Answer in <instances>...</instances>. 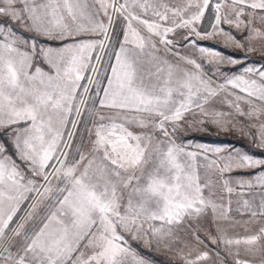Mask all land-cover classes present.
Masks as SVG:
<instances>
[{
    "label": "snow or ice",
    "instance_id": "6c2138e0",
    "mask_svg": "<svg viewBox=\"0 0 264 264\" xmlns=\"http://www.w3.org/2000/svg\"><path fill=\"white\" fill-rule=\"evenodd\" d=\"M210 40L264 55V0H0V264H264V64Z\"/></svg>",
    "mask_w": 264,
    "mask_h": 264
},
{
    "label": "rangeland",
    "instance_id": "374dc122",
    "mask_svg": "<svg viewBox=\"0 0 264 264\" xmlns=\"http://www.w3.org/2000/svg\"><path fill=\"white\" fill-rule=\"evenodd\" d=\"M225 28H227V25H225ZM235 31V30H233ZM27 35V33H26ZM237 37H240V33H236ZM200 44L210 47V48H216L224 52L225 55H232L244 62L245 65H252L255 64L256 67H260L262 64H264V55H261L259 51L257 52H249L245 53L241 50L233 49V48H227L223 45L220 41H200ZM254 45L257 48L264 47V41H256L254 42ZM186 54H191V50L189 49H183L182 50ZM246 57V59H245ZM220 68L223 72L227 74H232L236 70L240 68L239 65L236 66V68H233L231 65H220ZM219 103V101L217 102ZM207 132H195L190 131L187 133H183L186 137L191 139L194 144H206L208 146H235L243 151H248L250 153H254L257 156H260L261 150L253 148L249 142L245 139H242L239 135L232 132H220L215 127H212L211 125L208 126ZM233 177H239L242 179H248L246 175L240 172H234L231 174ZM232 207L233 209L236 208V196H232ZM26 207V205H25ZM236 219H241V217L236 216ZM243 219H247V217H244ZM243 233V228L236 227V228H229L230 234L235 233ZM203 236V233H201ZM181 236H184L183 233H181ZM184 239L191 245L194 244V241H192L191 236H184ZM133 247L137 248L142 255H146V258L150 259L152 264H182V262L179 260V258L176 255V252H165L163 250L157 252V251H149L148 249L144 248L143 245L137 243L136 241L132 242ZM183 245H178V247H182ZM211 248L216 249V246L209 245ZM203 250V249H201ZM187 251V249H185ZM216 251L221 252V256L227 261V264H234L233 259L231 257H228L226 253L223 252L222 249H216ZM211 262L212 264H219L215 251L211 253Z\"/></svg>",
    "mask_w": 264,
    "mask_h": 264
}]
</instances>
